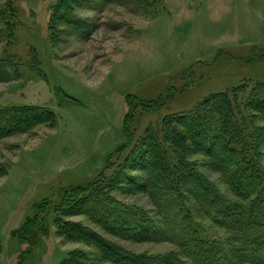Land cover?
<instances>
[{"label": "rangeland", "instance_id": "1", "mask_svg": "<svg viewBox=\"0 0 264 264\" xmlns=\"http://www.w3.org/2000/svg\"><path fill=\"white\" fill-rule=\"evenodd\" d=\"M58 1L0 0V111L36 106L55 115L52 126L0 138V264H17L21 254L20 264H61L73 251L96 260L94 246L57 234L59 218L135 255L175 252L168 242L120 238L80 214H50L47 235L29 253L10 233L60 188L115 176L134 144L123 145L129 100L153 99L173 83L174 98L163 112L137 108L129 125L137 140L160 113L185 111L211 93L264 80V0H83L62 8ZM56 10L66 12L67 23L55 17L51 33ZM188 159L227 195L204 156ZM111 197L153 210L144 193L120 189Z\"/></svg>", "mask_w": 264, "mask_h": 264}, {"label": "trees", "instance_id": "2", "mask_svg": "<svg viewBox=\"0 0 264 264\" xmlns=\"http://www.w3.org/2000/svg\"><path fill=\"white\" fill-rule=\"evenodd\" d=\"M73 1L83 0H59L57 7H69ZM5 7L12 11L7 3ZM65 13L53 12L48 23L51 33L55 17L67 23ZM2 67L5 63H0L4 72ZM172 84L158 97L127 102L123 145L134 144L114 177L103 183L94 180L60 188L52 202L36 204L33 215L12 230L10 238L27 244L29 253L47 235L50 214H80L120 238L168 242L176 251L163 256L135 255L79 223L59 218L54 220L58 235L91 244L98 253L93 260L73 251L61 264H264V80L254 82L250 89L233 86L211 93L185 111L160 113L134 140L129 125L137 108L163 112L175 95ZM54 123V113L46 108L5 109L0 111V138ZM195 154L204 156L206 166L220 176L227 195L188 159ZM120 189L126 194H146L153 210L117 202L111 194ZM21 260L23 254L17 264Z\"/></svg>", "mask_w": 264, "mask_h": 264}]
</instances>
